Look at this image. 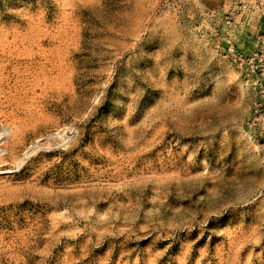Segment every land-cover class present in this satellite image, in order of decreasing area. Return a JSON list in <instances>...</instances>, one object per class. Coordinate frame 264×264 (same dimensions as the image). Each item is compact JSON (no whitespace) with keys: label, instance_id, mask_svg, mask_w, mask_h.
Wrapping results in <instances>:
<instances>
[{"label":"rangeland","instance_id":"374dc122","mask_svg":"<svg viewBox=\"0 0 264 264\" xmlns=\"http://www.w3.org/2000/svg\"><path fill=\"white\" fill-rule=\"evenodd\" d=\"M263 34L264 0H0V264H264L224 51Z\"/></svg>","mask_w":264,"mask_h":264},{"label":"built area","instance_id":"2783aa9c","mask_svg":"<svg viewBox=\"0 0 264 264\" xmlns=\"http://www.w3.org/2000/svg\"><path fill=\"white\" fill-rule=\"evenodd\" d=\"M229 32L236 27L235 19L225 16ZM231 35V34H230ZM233 38L238 40L236 33ZM261 45L251 51H243L235 42L225 47L226 56L237 66L246 71L247 82L255 91L253 111L247 123V135L253 141L264 140V34L260 37Z\"/></svg>","mask_w":264,"mask_h":264},{"label":"bare ground","instance_id":"6f19581e","mask_svg":"<svg viewBox=\"0 0 264 264\" xmlns=\"http://www.w3.org/2000/svg\"><path fill=\"white\" fill-rule=\"evenodd\" d=\"M238 115H239V113H238ZM238 115H237V116H238ZM186 178H187V177H186ZM178 179H179V178H178ZM187 179H188V178H187Z\"/></svg>","mask_w":264,"mask_h":264}]
</instances>
